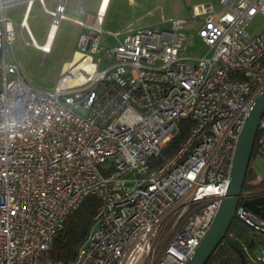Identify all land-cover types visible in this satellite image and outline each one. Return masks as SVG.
<instances>
[{
  "label": "built area",
  "instance_id": "1",
  "mask_svg": "<svg viewBox=\"0 0 264 264\" xmlns=\"http://www.w3.org/2000/svg\"><path fill=\"white\" fill-rule=\"evenodd\" d=\"M19 1L0 0V264H63L44 252L88 194L101 204L69 264H184L220 207L264 89V29H246L264 0L194 4L189 16L114 33L94 58L96 22L78 39L85 63L61 70L50 88L31 82L14 53L5 7ZM50 13L58 25L64 0ZM195 39L204 53L189 55ZM184 119L179 147L150 166ZM258 132L264 149V115ZM260 195L242 191L236 212L264 232V217L242 205Z\"/></svg>",
  "mask_w": 264,
  "mask_h": 264
},
{
  "label": "rangeland",
  "instance_id": "2",
  "mask_svg": "<svg viewBox=\"0 0 264 264\" xmlns=\"http://www.w3.org/2000/svg\"><path fill=\"white\" fill-rule=\"evenodd\" d=\"M135 1L138 8L143 3V0ZM46 2L47 8H52L55 0H47ZM203 2L217 3L218 0H146L143 8L140 7L139 9L133 7L129 0H124L123 4L129 5L125 13L132 14V18H130V20H132L131 22H136L141 25L152 22L150 20L154 18L161 23L168 20L171 16H188V13L190 12V9L192 10L194 4ZM67 4L68 3L65 2V5ZM57 5L58 3L56 4L55 8ZM36 6L39 7L40 12L37 14L35 19L29 18L31 19L30 27L35 35V39L38 42H42L46 35L48 26H51L53 16L51 13L49 14L48 12L43 11L39 2H36L35 8ZM24 7L25 3L19 1L8 4L5 8L7 16L16 23L14 24L18 32V36L14 45L15 55L19 59L20 65L25 75L31 82L40 87H53L60 70L64 66V61L71 56V52L73 48H75L77 34L80 31V25L75 22L74 19L79 16H76V14H69L67 11H64L66 16L62 17L58 23L57 32L55 33L51 49L49 52L43 53L41 49L35 47L32 44L30 33L19 24L22 18ZM113 8H115V2H113ZM139 13L142 14L140 17H137ZM95 16L96 18L94 23H96L97 20V13ZM113 18H115V15L111 14L110 12L106 17L107 22ZM116 18H121V13H117ZM246 29L251 34L258 33L264 29V15L257 14L252 17L251 20L246 24ZM114 33L119 32L116 29L110 28L108 23H105L104 21V24L101 25L99 51L95 54H92L94 58L99 55L104 56L105 47L115 43L116 38ZM119 35L121 36L120 33ZM198 52L203 54L204 50L202 49V44L200 41L195 39L193 45L187 46L186 53L189 55H196ZM7 57L10 60V53H8ZM249 165L252 167L258 177H264V154H254L250 158ZM258 190L260 189L254 191Z\"/></svg>",
  "mask_w": 264,
  "mask_h": 264
},
{
  "label": "trees",
  "instance_id": "3",
  "mask_svg": "<svg viewBox=\"0 0 264 264\" xmlns=\"http://www.w3.org/2000/svg\"><path fill=\"white\" fill-rule=\"evenodd\" d=\"M188 120L181 122L180 131L163 147L156 155L150 157V166L162 164L179 147L181 141L188 133ZM257 132L251 157L256 154H264V149L258 143ZM264 189V177H258L250 165L247 168L242 191ZM240 203V202H239ZM101 200L94 194H88L72 209L66 216L62 227L55 233L42 260L54 259L63 264L71 263L77 253L79 246L93 223V216ZM226 236L235 240L242 248L245 264H264V261L256 259V254L264 247V232L255 228L239 218H233L226 232ZM205 264H241L239 253L226 239L216 246Z\"/></svg>",
  "mask_w": 264,
  "mask_h": 264
},
{
  "label": "water",
  "instance_id": "4",
  "mask_svg": "<svg viewBox=\"0 0 264 264\" xmlns=\"http://www.w3.org/2000/svg\"><path fill=\"white\" fill-rule=\"evenodd\" d=\"M88 34L92 36L95 32L90 30ZM89 44L90 38H88L84 48L88 49ZM78 46L82 47V41L79 42ZM262 115H264V89L256 96L243 123L234 154L228 186L220 207L204 237L184 264H205L216 246L223 239H226L235 248L241 257V264H245L241 246L235 240L227 237L226 232L234 217L244 220L236 212V208L242 193L245 174L249 166L253 144ZM242 205L264 217V195L247 198L242 201Z\"/></svg>",
  "mask_w": 264,
  "mask_h": 264
},
{
  "label": "crops",
  "instance_id": "5",
  "mask_svg": "<svg viewBox=\"0 0 264 264\" xmlns=\"http://www.w3.org/2000/svg\"><path fill=\"white\" fill-rule=\"evenodd\" d=\"M46 1L47 0H21L22 3H25V7H24V10L22 13V18H21L19 24L22 27H24L30 33L31 37H33L34 39H35V35H34L33 31L31 30V27H30V20L31 19H29V18L35 19L37 14L40 12L39 7L36 6V8H35L36 2H39L41 7H42V10L48 12L49 14L55 8L56 4L59 3V0H55V3L52 5V8H47V5H46L47 2ZM129 1L131 2V5H133V7L138 8L135 0H129ZM65 2L68 4L65 5ZM113 2H115V8H113ZM123 2H124V0H64V11H67L69 14H76V16L77 15L79 16V17H76L74 19V21L80 25V27H79L80 31L77 34L75 48H73V50L71 52V56L64 61V66L61 70L65 69L67 66L74 65L80 61V59L82 57V51H80V48L78 47L79 36L82 33H88L90 31L89 25L95 24L94 23L95 18H96L95 14L96 13L99 14V12H100L99 8L100 7L105 8V10L101 14L100 22L97 21V24L99 23V26L101 28V25H103L104 21H105V23H108L110 28L116 29L121 35L127 31H129V30H132V29L140 27V26H146V25H152V24L160 23L155 18L150 20L152 22L141 24V25L139 23H136V22L135 23L131 22L132 20H130V18H132L131 17L132 14L125 13L129 7V5H127V4L125 5V4H123ZM142 2L143 3L140 5L141 8H143V5L146 2V0H143ZM111 6H112V9H111ZM110 12H111V14L115 15V18H113L109 22H107L106 17ZM117 13H121V18H116ZM141 14L142 13H139L137 17H140ZM188 14L189 15L191 14V9H190V12ZM175 16H177V15H175ZM178 16L186 17L187 15L186 16L178 15ZM34 19H33V21H34ZM79 20L82 21V23H79ZM47 32H48V34H47ZM56 32H57L56 26H50V27L48 26L44 40L42 42H38L35 39V43L37 46H40L42 44H45L46 47L49 46L48 50L46 52H43V53H47L50 51ZM37 46H35V47H37ZM18 61H19V59H18ZM19 63H20V61H19Z\"/></svg>",
  "mask_w": 264,
  "mask_h": 264
},
{
  "label": "bare ground",
  "instance_id": "6",
  "mask_svg": "<svg viewBox=\"0 0 264 264\" xmlns=\"http://www.w3.org/2000/svg\"><path fill=\"white\" fill-rule=\"evenodd\" d=\"M104 10H105V8H102V7L99 8V11L100 12H99V14H97V20H96V22L97 21L100 22V20H101V14L104 12ZM51 26H56L57 27V24L56 23H53V24H51ZM32 44L35 45V46H37L36 43H35V39L33 37H32ZM37 47H39V48L44 47L45 48L44 50H47L49 48V46L46 47L45 44H42V45L37 46ZM84 63H85V61H83V62L82 61H79V65L78 66H81ZM257 132H258V130H257Z\"/></svg>",
  "mask_w": 264,
  "mask_h": 264
}]
</instances>
